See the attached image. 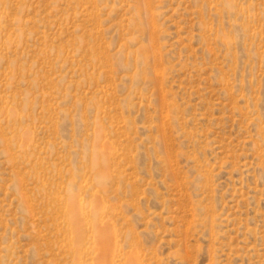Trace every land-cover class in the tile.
I'll return each mask as SVG.
<instances>
[{
	"label": "rangeland",
	"instance_id": "rangeland-1",
	"mask_svg": "<svg viewBox=\"0 0 264 264\" xmlns=\"http://www.w3.org/2000/svg\"><path fill=\"white\" fill-rule=\"evenodd\" d=\"M110 243L264 264V0H0V264Z\"/></svg>",
	"mask_w": 264,
	"mask_h": 264
},
{
	"label": "bare ground",
	"instance_id": "bare-ground-1",
	"mask_svg": "<svg viewBox=\"0 0 264 264\" xmlns=\"http://www.w3.org/2000/svg\"><path fill=\"white\" fill-rule=\"evenodd\" d=\"M67 210L69 212L70 218L72 219L71 226H70V234L72 236V241H73L72 245L78 253L81 251L84 223L78 220L79 211L76 210L73 206L67 207ZM103 235H105V233H103ZM102 242L103 241L101 240V243ZM102 244L101 245L99 244V248L96 251V255H95L96 257L94 259V264H111L112 254H113L112 251H114L113 245L112 243H110L108 246L104 247L102 246Z\"/></svg>",
	"mask_w": 264,
	"mask_h": 264
}]
</instances>
